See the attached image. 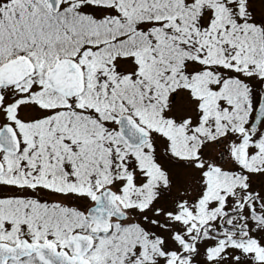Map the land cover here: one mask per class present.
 Masks as SVG:
<instances>
[{"label": "snow or ice", "instance_id": "1", "mask_svg": "<svg viewBox=\"0 0 264 264\" xmlns=\"http://www.w3.org/2000/svg\"><path fill=\"white\" fill-rule=\"evenodd\" d=\"M0 264H264V0H0Z\"/></svg>", "mask_w": 264, "mask_h": 264}]
</instances>
